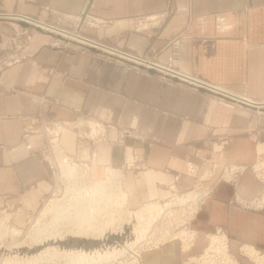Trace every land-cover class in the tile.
Here are the masks:
<instances>
[{"label": "crops", "instance_id": "obj_1", "mask_svg": "<svg viewBox=\"0 0 264 264\" xmlns=\"http://www.w3.org/2000/svg\"><path fill=\"white\" fill-rule=\"evenodd\" d=\"M85 1L0 0V13L10 14L0 15V211L16 210L20 220L52 190L39 153L52 119L106 117L129 134L126 145L99 143L96 163L123 165L124 145L140 156L139 168L125 170L133 211L173 188L214 186L192 222L144 251L140 264H201L194 257L218 229L237 264H264V204L246 203L264 199V107L239 101H264V0H91L86 16ZM51 9L79 15L78 28L58 22ZM19 14L172 66L211 91L96 53L62 52L51 45L50 30ZM109 47L99 46L105 54ZM60 139L71 156L77 149L81 162L91 159L92 145L74 132ZM236 164L245 170L216 181L218 170Z\"/></svg>", "mask_w": 264, "mask_h": 264}, {"label": "rangeland", "instance_id": "obj_2", "mask_svg": "<svg viewBox=\"0 0 264 264\" xmlns=\"http://www.w3.org/2000/svg\"><path fill=\"white\" fill-rule=\"evenodd\" d=\"M51 11L57 17L59 16V19L57 20L58 22H61L63 24L69 23V26H71L70 28L72 29L78 28L79 15H74L71 13L63 14L59 10L53 9H51ZM0 15L9 16L10 14L0 13ZM15 16L21 17L19 15ZM33 23L37 24L34 21ZM45 23L54 27L57 26L49 24L47 22ZM32 27L35 28V26ZM57 28L61 29L59 26H57ZM47 29L49 30V27ZM76 31H78V29H75V31L73 32ZM29 36V31L27 33L23 32L22 34V38L25 41L29 39ZM50 37L51 45L58 47L62 52L96 53L110 61L122 63L129 68L138 71L139 73L154 75V73H150L149 70L147 71L145 69V71L143 66H139L135 63L122 60L110 54L92 51L89 45L86 46L84 43H76L75 40H70L64 35L61 36V34L59 33H51ZM156 75L167 82L176 83L177 85H181L185 88H196V85L187 83L186 81H182L181 79L175 81L174 78L171 77V75L162 77L159 72H157ZM59 121L62 122L63 120L52 119L50 123L53 126V122L55 125V123ZM66 121L68 122L67 124L65 123L66 126L68 125L67 127L65 126V124H62L60 122L58 124L62 127H57L56 125L55 127L53 126L55 129L51 127L46 130L47 126H45L43 130L46 138V146L39 153L41 157L46 159L50 168V172L52 174V190L45 197H43L40 205L35 212H32L31 214L25 213L20 220H16L17 215H19V212L17 213L16 210L6 209L0 211V264H83L81 262L79 263L78 260L80 259H74L76 258L78 252H83L84 254L93 253L95 256L100 255L102 257L110 256L109 260L102 264H121L122 262L120 261H124L127 263L128 261L130 262L133 259L130 253H125L124 257L114 259L115 254H118L119 256V253L124 249H133L139 254V257L141 259V255L143 254V252L148 248H151L152 246V244L150 243L152 242V238L147 239L149 231H155V228L159 227L160 225L161 229L159 230L165 232V236L167 235L166 230L171 234L169 235V237L174 235V233H176L179 228L174 227L173 223H191L195 215L203 205V200L206 197V195L203 193L205 191L211 192L214 188L213 185H205L203 182H198V184L193 185L192 188L182 191L173 188L169 196L163 199L150 201L143 208H141L140 211H133L124 187L125 170L132 167L139 168L141 166V163L140 156L134 152L133 148L131 146H125V137L127 136V134H129V129L109 118H99L85 114H77L74 117L67 119ZM50 123L48 124L50 125ZM66 130L74 132L80 144L87 141L88 146H90V144L92 145V151L90 154L91 159L89 161L87 160V163L81 162L83 160H80V158L78 157L79 153L77 149L75 151V154H72V156L67 151L62 142V139H60L61 134ZM115 134L118 136H116ZM103 141L106 143L110 142L111 145L125 144L123 151L125 163L119 166L112 165L114 169L117 168L115 172L119 175L120 179L118 180L115 179L116 174L111 175L110 173L106 172L107 165H100L98 162L94 164L92 162L93 154L97 152L99 143H102ZM57 150L61 151L63 156L71 162V168L78 176L81 177L85 175V177L72 179V177L68 178L62 176V172L60 171L61 165L58 162L59 153ZM68 155L71 156L72 159H70ZM86 159H89V156H87ZM227 168L228 167L218 170V180L216 181H221V179H225V177L228 178L229 176L230 179H233V174H231V172ZM106 176L107 178H105ZM95 180L106 181V185L108 186H105L106 188L104 191L108 190V187H110V182L119 181L121 190L126 193V200L123 198V196H121V194H118L117 196L120 197V200L115 199L113 202L109 203L106 201V199L101 198V202L99 198L101 197L100 194H94L93 192H91V189L88 188L90 185H92V183L95 182ZM86 184H88L89 186L86 187ZM80 190L83 193L78 194ZM196 192L198 193V196H188L189 193ZM87 193L90 196L87 195ZM93 194L95 197L93 196ZM84 196L85 198L87 196L88 199L86 203L88 202L90 205L93 204L92 206L94 208L100 209L104 206L99 212L98 210L96 212L93 210H87L89 212L87 213L88 216H96V221L93 225V228L90 229V232H96L97 234H89L88 236H76L70 234L67 236H62V238L59 237L46 240L42 243L32 235L36 227H43L51 222L52 218L56 214L54 207L56 208L58 204H61V202V205H65L67 204V201L73 204V206L74 204L77 206H81L84 204L83 200L85 201ZM58 198H60L59 201ZM75 198L78 200V202H76ZM79 198L83 200H80ZM91 198L93 199L91 200ZM184 198L187 199L183 200ZM98 199L99 201L96 202V200ZM94 200L96 203L94 202ZM47 208H49V211L47 213H44L43 211ZM103 213H105V215H103ZM127 221L129 223H126V226H124V228H120L121 224ZM97 222L99 225L97 224ZM86 225L87 223H84L82 228H85ZM13 229H16L17 233L12 232L14 231ZM138 231L141 232V237H145V239L143 241L139 240L137 244H134V240L138 235ZM154 235L155 234H153V236ZM136 241L138 240H135V243ZM46 252L58 253L60 256H64L62 259L52 258L50 257V255H44Z\"/></svg>", "mask_w": 264, "mask_h": 264}, {"label": "bare ground", "instance_id": "obj_3", "mask_svg": "<svg viewBox=\"0 0 264 264\" xmlns=\"http://www.w3.org/2000/svg\"><path fill=\"white\" fill-rule=\"evenodd\" d=\"M91 2V0H86L85 1V9H84V11L83 12H85V16H86V14H87V9H88V7L90 6V3ZM20 15V14H19ZM21 17L22 18H26L27 20H29V21H25V22H28V23H33V21H32V18H30V17H28V16H25V15H21ZM40 22V23H39ZM36 25H38V27H42V28H45V29H47L48 28V26L45 24V22H43L42 20L41 21H39ZM44 23V24H43ZM57 27V26H56ZM61 28V27H60ZM49 30L51 31V32H53V33H59V34H61V36L62 35H64L66 38H68V39H70V40H75L76 41V43H84L86 46L87 45H89V46H93V47H98L99 48V45H98V42H96V41H94V40H92L91 38H88V37H86V36H84V35H82L80 32H78V31H76V32H73V31H69V30H66V29H63V28H61L60 30H52V29H50L49 28ZM50 35H51V33H50ZM59 40V39H58ZM87 40H89V41H91V42H89V41H87ZM93 42V43H92ZM83 44V45H84ZM100 44V43H99ZM102 45H104V44H102ZM107 47H109V46H107ZM111 48V49H110ZM101 49V48H100ZM109 49L110 50H108V49H106L107 51H109V53L108 54H110V55H113V56H115L116 55V52H118V53H120L119 55H121V57L119 56H117L116 55V57L117 58H120V59H124V57L126 58L127 57V59H131V61H129V62H132V63H135V64H137V65H139V66H143V68H145L147 71L149 70V68H153V69H156L157 70V72H159L161 75H162V77L163 76H165V75H171V77H173V78H175V77H179L182 81H186L187 83H192L193 85H196L198 88H199V86H205V87H207L208 89H210L211 88V86L210 87H208L207 85H203V84H201L200 83V81H198V80H196V79H194V78H191V77H189V76H186V75H182L180 72H178L174 67H170V66H165V65H162V64H160V63H158V62H156V61H152V60H149V59H146L145 57L143 58V57H141V56H137V55H134V54H130V53H126V52H124V51H120V50H118V49H114V48H112V46L111 47H109ZM112 50V51H111ZM115 53V54H114ZM145 65V66H144ZM144 69V70H145ZM181 81V82H182ZM186 83V84H187ZM209 92V91H208ZM222 93V92H221ZM227 93V92H226ZM229 95V94H228ZM230 96H232V95H230ZM233 98V97H232ZM239 100V99H238ZM244 100V99H243ZM239 101H241V102H244V101H242V100H239ZM245 103H249L250 105H252V106H255L256 107V104H254V103H256L255 101H249V100H247V101H245ZM261 103H264V101L263 102H261ZM263 107H264V105H263ZM66 121V120H65ZM63 124H65V123H63ZM65 126H66V124H65ZM68 126V125H67ZM66 126V127H67ZM53 127V126H52ZM54 128V127H53ZM55 129V128H54ZM61 130V129H60ZM59 131V130H58ZM57 131V132H58ZM59 141V140H58ZM54 143V142H53ZM58 151V153H59V155H58V162H59V164L61 165V172H62V176H65V177H68V178H70V177H72V179H77V178H79L80 176H78L76 173H75V171L71 168V162L67 159V158H65L64 156H63V154H62V152L61 151H59V150H57ZM62 155V156H61ZM96 153H94L93 154V156H92V162L95 164L96 163ZM237 165V164H236ZM117 169V168H116ZM116 169H114L113 168V166H110V165H107L106 166V172L107 173H110L111 175H115V179H120L119 178V175L115 172V170ZM120 171V170H119ZM121 172V171H120ZM227 173V172H226ZM120 174V173H119ZM232 174V173H231ZM88 176V175H87ZM108 176V175H107ZM107 176L105 177V178H107ZM110 176V175H109ZM223 176V175H222ZM85 177V175H83V176H81L80 178H84ZM223 178V177H222ZM107 181H108V179H107ZM113 181V180H112ZM109 183V182H108ZM119 181H113V182H110L109 184H110V187H108V190L107 191H104L105 190V186H108V185H106V181H98V180H95V182L94 183H92V185H90V186H92V187H90L88 184H86V187L87 186H89L88 188H90L91 189V192H93L94 194L95 193H99L100 194V196L101 197H99L100 198V200H101V202H102V199L101 198H104V199H106V201L107 202H109V203H111V202H113L115 199H118V200H120L119 198L120 197H118L117 195L118 194H121V196H123V198L125 199L126 198V193L123 191V190H121V186L119 185ZM85 188V187H84ZM98 189V190H97ZM90 192V193H91ZM81 193H83L81 190L78 192V194H81ZM86 193V192H85ZM94 194H93V196H94ZM84 195V194H83ZM86 195V194H85ZM87 195H89L88 193H87ZM81 196V195H80ZM90 196V195H89ZM98 196V195H97ZM188 196L189 197H191V196H198V193L196 192V193H189L188 194ZM95 197V196H94ZM188 197V198H189ZM84 198H85V196H84ZM98 198V197H97ZM63 199V198H62ZM80 200H83V199H81V198H79ZM87 199V196H86V198H85V201L83 200V202H84V204L83 205H75L74 204V206H73V204H71L69 201H67V204H65V205H61L62 204V202H61V204H58L57 205V207L55 208L54 207V209H55V211H56V214H55V216L52 218V220H51V222L48 224V225H45V226H43V227H36L35 228V231H34V233L32 234L34 237H36V239L39 241V242H45L46 240H50V239H55V238H62V236H67V235H76V236H78V235H82V236H88L89 234H91V235H95V234H97L96 232H93V233H91L90 232V229L91 228H93V225H94V223H95V217L94 216H88V214L87 213H89L88 211H91V210H93V211H97L98 210V212L104 207H101L100 209L99 208H94L92 205L93 204H89L88 202L86 203V201H88V199ZM89 199H90V197H89ZM93 198H91V200H92ZM95 199V198H94ZM185 199H187V198H184L183 200H185ZM60 200V198H58V201ZM64 200V199H63ZM75 200H76V202H78V200L75 198ZM126 200V199H125ZM57 201V202H58ZM97 201H99V199L98 200H96V202ZM104 201V200H103ZM65 202V201H64ZM75 202V201H74ZM75 202V203H76ZM82 202V203H83ZM94 202H95V200H94ZM95 202V203H96ZM91 203V202H90ZM93 203V202H92ZM103 204V203H102ZM106 204H108V203H106ZM99 205V204H98ZM98 205H97V207H98ZM107 206V205H106ZM73 208V209H72ZM53 209V208H52ZM113 209V208H112ZM71 210H73V211H71ZM88 210V211H87ZM115 210V209H114ZM113 210V211H114ZM49 211V208H47V209H45L43 212L44 213H47ZM69 211V212H68ZM108 211H109V209H108ZM112 211V212H113ZM94 212V213H95ZM102 212H104V211H102ZM101 213V212H100ZM91 214V213H90ZM93 214V213H92ZM107 214V213H106ZM103 215H105V213H103ZM102 216V215H101ZM103 217V216H102ZM102 219V218H101ZM130 220V219H129ZM128 220V221H129ZM98 221V220H97ZM100 221V220H99ZM125 222V223H122L121 224V226H120V228H124V226H126V223H129V222ZM86 224L87 223V225H86V227L85 228H82L83 227V224ZM97 224H98V222H97ZM99 225V224H98ZM1 226V225H0ZM95 228V227H94ZM96 229V228H95ZM14 231H12V232H14V233H17V230L16 229H13ZM0 231H1V228H0ZM142 231V230H141ZM84 234H86V235H84ZM182 234V233H181ZM142 236V234H141V232L140 231H138V235L136 236V239L135 240H138V241H136V243H135V240H134V244H137L138 242H139V240H144L145 239V237H141ZM134 237H135V235H134ZM182 237V236H181ZM148 239V238H147ZM132 248H133V246H132ZM125 253H130V255H131V257L133 258L130 262L128 261L127 263L126 262H124V261H120V262H122L121 264H140V257H139V254L137 253V252H135L133 249H128V250H123L122 252H120L119 254V256H118V254H115V256H114V259H117V258H121V257H124L125 256ZM44 255H50V257H52V258H57V259H62L63 258V256L61 255H59L58 253H52V252H46ZM112 256V255H111ZM109 257L110 256H108V257H102V256H100V255H97V256H95L93 253H83V252H78V254L76 255V258H74V259H80V260H78L79 261V263L81 262V263H83V264H102V263H104V262H107L108 260H109ZM113 257V256H112ZM73 259V260H74ZM75 263V262H74ZM76 263H77V261H76Z\"/></svg>", "mask_w": 264, "mask_h": 264}, {"label": "built area", "instance_id": "obj_4", "mask_svg": "<svg viewBox=\"0 0 264 264\" xmlns=\"http://www.w3.org/2000/svg\"><path fill=\"white\" fill-rule=\"evenodd\" d=\"M170 67H172V66H170ZM164 77H166V75ZM196 88H197V86H196ZM60 122L61 121L56 122L55 125L53 122V126L55 127L57 125V127H62L61 125L58 124ZM61 123L67 124L68 122L62 121ZM51 127H52V124L50 123V125L48 124V126L46 127V130H48V128H51ZM28 147L31 148V144H28ZM245 168L246 167L244 165H233L227 169L234 175V177H232V178H235L237 173L244 171ZM236 199L240 200L241 198H239L237 196ZM241 202L244 203V200L241 199ZM246 203H248L249 207H259V206L264 204V199L260 200V199L256 198V199H252L250 202H246ZM186 224L187 223H173V226L180 228L181 226H186ZM156 228H155V231L154 230L151 232L149 231V233H148V239L152 238V242H150L152 244L151 247H156V246L160 245L163 241H165L167 238H169V235H171L169 233V231L166 230L167 235L165 236V232H163L162 230H159V229H161L160 225H159V227H156ZM153 234H155V235L153 236ZM175 235H176V233H174V235H172L170 237H174ZM194 261H199L201 264H237L235 257H233L229 253V248H228L226 236H224V232L222 229H218L217 235L212 237L211 242L209 243V245L207 246V248L205 249V251L202 254H200L198 257H194Z\"/></svg>", "mask_w": 264, "mask_h": 264}, {"label": "water", "instance_id": "obj_5", "mask_svg": "<svg viewBox=\"0 0 264 264\" xmlns=\"http://www.w3.org/2000/svg\"><path fill=\"white\" fill-rule=\"evenodd\" d=\"M89 8V7H88ZM88 10V9H87ZM19 16H21V15H19ZM34 22H36V23H38L39 21L38 20H36V19H32ZM40 23V22H39ZM44 24V23H43ZM46 24V23H45ZM49 28H52L53 30L55 29V30H60L59 28H57V27H54V26H52V25H48V24H46ZM87 41H89V40H87ZM89 42H91V41H89ZM93 43V42H92ZM99 46H101V47H106V48H108L107 46H105V45H102V44H99ZM90 48H91V50L92 51H97V52H101V49L100 48H98V47H93V46H90ZM149 71H150V73H154V74H157V70L156 69H153V68H149ZM180 78L179 77H175L174 78V80L175 81H178ZM199 89L200 90H202V91H211L210 89H208L207 87H205V86H199ZM245 102V101H244ZM254 104H256V105H260L261 107H263V105H264V103H254Z\"/></svg>", "mask_w": 264, "mask_h": 264}]
</instances>
